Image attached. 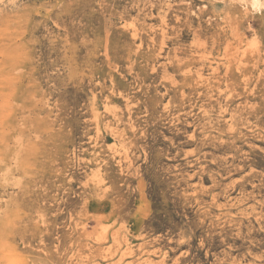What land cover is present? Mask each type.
Returning <instances> with one entry per match:
<instances>
[{
  "label": "rangeland",
  "instance_id": "obj_1",
  "mask_svg": "<svg viewBox=\"0 0 264 264\" xmlns=\"http://www.w3.org/2000/svg\"><path fill=\"white\" fill-rule=\"evenodd\" d=\"M0 264H264V0H0Z\"/></svg>",
  "mask_w": 264,
  "mask_h": 264
}]
</instances>
